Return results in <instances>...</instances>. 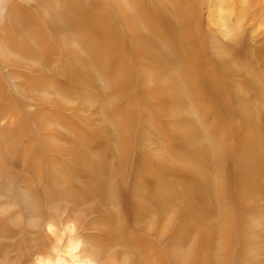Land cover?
I'll use <instances>...</instances> for the list:
<instances>
[{"label":"bare ground","instance_id":"6f19581e","mask_svg":"<svg viewBox=\"0 0 264 264\" xmlns=\"http://www.w3.org/2000/svg\"><path fill=\"white\" fill-rule=\"evenodd\" d=\"M16 1L0 0V10L2 11L0 14V30L3 29L2 27L7 26L6 23L18 30H27L25 35L30 45L21 44V50L12 48L13 42L8 35L0 34V62L11 64L23 62L29 66L31 64V69L33 70L41 64L42 58L43 60L45 59L46 52L49 49L47 42L53 36L56 40L58 39L57 41L62 47L61 51L72 63L83 65L84 60L82 61L78 56H80V51H83L81 45H85L86 37H75L73 34L77 33L78 29L86 35L87 33L93 34L89 40L91 38H93L92 41L96 40V43H94L96 49L92 52L93 62L91 64L99 66V63H101V65L100 67H94V70L100 72L102 66L104 67L106 64L113 65L119 58L124 60L121 69L116 70L117 74L113 75L111 79H106V85H114L118 78L121 80L123 75L127 77L121 87L123 94L125 93V96L128 97L122 105V110L130 118L128 123L115 120L118 117L114 120L109 119L101 112L103 111V106H97V103H95L94 107L92 102H88L90 99L82 98L77 103L80 104L79 107L78 105L65 104L68 106L65 109L69 110V106L72 108L68 115L62 116L64 120L72 122L74 118L78 117L76 111L79 108L88 107L96 112L93 114L96 124L97 122L104 124L102 130L92 129V140H99L98 135L100 137L102 135L107 136L109 133H114L116 137H121L131 133L132 125L135 123L139 113H141L136 108L140 103L146 105L147 109H151L161 121H165L163 126L178 141L174 145L169 143L166 137L163 138L164 143H162H168L169 148L165 145L159 146L158 149L163 150V153L154 155L156 159L153 162L145 160L146 163L141 166L139 171L142 174L141 177H136V174H132L133 182L131 183V188H123V186L119 189L118 197L123 213V219L121 218L123 221L120 227L118 224V230L110 232L111 227L116 223V219L111 214L100 212L102 219L107 225L103 228L104 235L101 241H104L107 246L111 244L118 245L126 250H131V252L137 251V254L140 253L139 255L141 256L133 258L131 264H166L167 258L175 261V264H188L189 261L192 262L191 264H264L261 259V257H264V111L257 110L255 107L256 113L251 111L255 103L253 104L251 100L249 102L243 98L246 95L242 97L238 95L239 93H233L234 98L232 100L230 98L227 99V93L230 90L232 91V89L235 91L233 86L238 88L236 89L237 91H239V87H244L247 90H254L263 94L264 40L261 42L257 56L250 57L253 64L259 66L258 75L254 73L255 70H247V68V71L242 73L241 83L236 82L235 84L231 77V70H227V73L222 71L223 73L220 74L217 69L218 63L216 62L210 68L212 59L209 57L208 47L205 44L200 27L204 23L205 0H188L191 12L185 14V16L184 14L181 16L175 15L178 24H175L172 21V16L167 13L168 0H153L155 1V8L150 3V5L148 3L145 4V0H89L92 1V5L86 4L88 0H86V3L85 0H74L75 4L73 7L71 6V9L74 10L72 18H74L73 20L76 23V25L73 24L76 27L75 29H77L75 33H68L67 31L68 28L70 29L71 22L65 20L64 27L62 23L58 24L54 19V17L59 16L58 14H53L54 12L48 13L49 10L51 12L52 9H55L54 0ZM223 2L231 8V15L228 12L230 16L227 19L224 16L222 18L226 19L223 18V24L228 20L233 31L234 56L237 58L236 55H241L246 46L251 43L249 42L251 36L258 34L257 28L259 26L261 28L262 20L264 19V0H233V2L231 0H223ZM138 4L141 8L140 12L138 11ZM175 6L179 9H175L178 13L183 12L184 9L182 7H179V5ZM209 8L211 7L209 6ZM220 8L223 9L221 13H225V7L222 2ZM34 9L38 12H33ZM206 13L208 18H205L211 21L213 11H207ZM41 17L48 19L49 25L47 26H49L50 32L42 33V38L35 35L30 38L28 29L36 28L40 32L44 29L42 25L44 22H42ZM116 19L119 20L120 27H123L128 32V37L125 38L120 33L114 22ZM228 32L229 30L226 29L225 34ZM71 36H74V38ZM40 40L41 43H39ZM40 44L43 46L41 48L42 51L40 50ZM29 56L33 57V60H30V64L25 60V57ZM147 60L155 66L157 71L154 70L156 73L153 72V74L149 66L147 68L141 67L142 62ZM133 61L140 62L136 71L140 74L138 75L139 78H142L140 83L137 82L138 84L134 87L133 76L138 74V72L130 68V64ZM239 61L238 59L237 63ZM141 71L144 74H141ZM31 78L29 79L30 81L25 78L26 84L33 87L34 90L40 88L39 92H44L40 95L43 99L52 98L56 95L61 102H51L55 106L58 105L60 107L62 103H68L69 101H65V97L70 101L75 99L74 90L70 94L66 87L64 88L63 86L64 89L60 91L68 95L57 91L51 92V89L60 88L61 85L68 84V82L65 83L63 81V83L49 79L48 82L43 81L42 75L38 80H36V77ZM99 80L102 82V77ZM262 90L263 92H260ZM254 91L253 93H255ZM2 93L0 94L1 97ZM196 94L199 95V98H196ZM9 96L6 95L4 97L2 107L3 109L7 108V112L1 108L2 114L0 113V116L4 118L10 111L12 123L17 118L18 123L21 119L25 121L28 113L24 114L23 111H17V116L15 114L16 110L12 108L13 102ZM204 99L208 102L210 101L207 104L210 110L213 105L215 109L217 108V132L233 137V139L237 133V141L238 144H241V147L239 146L241 150H239L240 148L235 150L231 146L221 147V144L212 141V137V139L208 137L204 141L201 139L202 134H206V130L199 122V113L194 103L201 102ZM186 105L192 108L193 114L197 118L196 123L187 119L184 110ZM43 112H47V110L45 109ZM45 117L44 113H39L36 117L40 126H47ZM90 120H87V122L93 124ZM224 124H227L226 127H223ZM157 131L159 132L158 129ZM143 132V136L147 138L149 132ZM38 134L36 133V135ZM80 134L82 135V132ZM144 156L147 158L145 154ZM73 160L75 159L73 158ZM78 160L80 165L76 161L78 166L73 165L72 171L76 170L78 177L93 178L94 175L91 173L93 171L89 158L83 155V157L78 156ZM95 169L93 166V170ZM0 179L4 180L1 173ZM99 182L81 184L82 187H79V185L76 190L81 192V196L92 200H100L105 189V182H101V180ZM143 189L144 191L142 192L141 190ZM140 192L144 195L142 198H140ZM24 200L27 206H33L32 212L28 215L22 214L21 221L24 220L27 225L33 226L41 232L50 231L54 233L53 238L47 239L51 242L48 248L51 249L52 254L56 255L53 260L50 259L52 264H73L60 259L59 253L64 248L63 232H75V226L65 225L63 229L55 227L58 226L57 223H51L52 219H49L35 205L42 200L40 195L37 196L36 193L32 194L30 191L24 197ZM152 216L155 219L161 218V221L167 218L170 225L171 220L174 218L175 228L171 230L170 225H168L165 228H168L166 231L163 227L165 224H163V230L161 229L162 231L158 232L157 236L149 238L148 236L150 235L145 232L146 230L142 227L140 221L142 220L143 222ZM130 220L135 221L140 226H138L139 231L147 234V236L140 232L138 234L132 228L130 229ZM93 243L95 244V242ZM187 244L189 245L186 251L183 252L182 249ZM66 246H68L69 253L78 254V262L76 264H118L117 258L101 259L94 254L91 255V253L87 252L89 247L87 248V245L83 244L79 239L77 241L71 239ZM123 252L121 254L122 257L125 256L123 254H127L126 251L123 250ZM37 259L39 264H44L39 261V258ZM122 260L124 261L123 264L128 261L127 258Z\"/></svg>","mask_w":264,"mask_h":264},{"label":"rangeland","instance_id":"374dc122","mask_svg":"<svg viewBox=\"0 0 264 264\" xmlns=\"http://www.w3.org/2000/svg\"><path fill=\"white\" fill-rule=\"evenodd\" d=\"M54 1H55L54 2L55 9H52L51 12L49 10L48 13L54 12L53 14H58L59 16L54 17V19L58 22V24L62 23L64 27H65V23H64L65 20L71 22L70 25L72 27L70 26V29L68 28L67 31L68 33L70 32L75 33L77 29H75L76 27L73 24L76 25V23L73 20L74 18H72L74 14V10L71 9V6L73 7V5L75 4L74 0H60V2L59 0H54ZM145 1H146L144 2L145 4L150 3L154 8L156 7L154 4L155 1L153 0H145ZM169 1H171V3H169ZM15 2L17 1L15 0ZM86 2L87 1L85 0V3ZM221 2L225 7L224 10L225 13H221V11L223 10L220 8ZM231 2H233V0H231ZM188 3H189L188 0L167 1V7H168L167 13L172 16L173 19L172 21L175 24H178L175 15L181 16L182 14H184L185 16V14L191 12V8L189 7L190 5ZM86 4L92 5V1L88 0ZM169 4H171L170 5L171 8ZM175 5H179V7H182L184 9L183 12L178 13L176 11L178 7H176ZM204 5H205V11L203 16L204 23H202L200 27H201V31L203 32L205 44L208 47L209 57L212 59L210 68H212L213 66L211 65H214L215 64L214 62H216L218 63V67L217 66L216 67L219 70L220 74H222L224 71L227 73V70H231L232 73L231 77L233 79V82H235V84L236 82L241 83V79L243 78L242 73L246 72L249 69L255 70L254 73H257L258 75L260 70L258 69L259 66H257L256 64L255 66L251 58L252 56L255 57L257 56L258 50L261 47V42L264 40V30H263L264 19L262 20L261 28L260 26L257 28L258 34L256 36H251L252 39L250 38L249 41L251 43H249L246 46L244 52L241 55H236L237 56L236 58L234 56L235 46L233 44V39H232L233 31L230 28V24L228 20L225 24H223V18L225 17L227 19L228 16L231 15V8L226 6V3H224L223 0L222 1L205 0ZM138 6H139L138 11L140 12L141 10L140 5L138 4ZM209 6L211 8H209ZM207 11L208 12L213 11V14L211 15L212 17L211 21L209 19H206L208 18V14L206 13ZM33 12L36 13L38 11L34 9ZM228 12H230V15ZM1 13L2 11L0 10V14ZM225 14H227V16H225ZM222 16L224 17L222 18ZM42 20H43L42 22H44L42 23L44 29L42 30V32H40V30L36 28L28 29L30 38L32 36L34 37V35L36 37L39 36L42 38L41 36L42 33L50 32L49 26H47L49 25L48 19H45L43 17ZM114 22L119 28L120 33L123 36H125V38L128 37V32H126L123 29V27H120L119 20L116 19ZM6 24L7 26L2 27L3 29L0 30V34L8 35L9 39L13 42V43L11 42L13 44L12 48L21 50V44L30 45V42L25 35V32L27 30L25 31L18 30L17 28H14L8 23ZM226 29H228L229 32L225 34ZM82 32H80V30L78 29V32L73 35L77 38L86 37L85 45L84 44L81 45L83 51H80V56H78V58H80L82 61L84 60L83 65L79 63L78 64L72 63V61H70L65 56L64 52L61 51L62 47L61 45H59V41H57L58 39L56 40L55 37L53 36L47 42L50 50L48 49V51L46 52L45 59L43 60L42 56L39 55L40 58H42L41 64L33 70L31 69V64H30V60L33 57L30 56L25 57L26 58L25 60L30 64V66L23 62L19 64L0 62V94L3 92L2 97L0 95V109L3 107L4 97L6 95L8 96L10 95L9 97L13 102L12 108L16 110V112L14 111L15 114L18 116L17 111L18 112L23 111L24 114L28 113L27 114L28 117H26L25 120L26 123L25 121H23L24 119H21V117H20L21 121L19 123L17 122L18 118L15 120L16 122L14 121L12 123L11 113L9 114L10 111L8 112V115H6L4 118L0 116V150H1L0 173L1 175H3L4 178V180L0 179V264H27V263L39 264L38 259L36 260V258H39V261H42L44 264H48V263L52 264L51 260H53V258L56 256L55 254H52L51 249L48 248L50 247V243H51L48 240L49 238L54 237L53 235L54 233L50 231L41 232L37 228L27 225L24 220L21 221L22 214L28 215L30 212H32L33 205L27 206L26 203L24 202L25 201L24 197L27 194H29L30 191L32 192V194L36 193L37 196L40 195L42 197V200L37 202V204L35 205L37 206L38 209H41V211L44 214H46L49 219H52L51 223L52 222L57 223L58 226L55 227H59V229L61 228L63 229L65 225L75 226V232L74 231L70 232L65 230H64L65 232H63L64 234L62 235V238H63L64 248L59 253L60 259H63L68 263H73V264H76L78 262L77 261L78 254L69 253L68 246H66V244L70 242L71 239L75 241H77L78 239L81 240L83 244L87 245V248L89 247L87 249V252L91 253V255L93 254L96 255L97 258H101V259L111 258V257L117 258L118 264H123L124 261L122 259H126V258L128 261L127 263L125 261V264H131L133 258H137L141 256L139 255L140 253L137 254V251L131 252V250L128 249L126 250L125 248L120 247L118 245L116 246L111 244L110 246H107L106 244H104L105 243L104 241H101L104 235L103 228L106 227L107 225L102 219L100 212H104L106 214L109 215L111 214L112 216H114L116 219L115 220L116 223L111 227L110 232L116 229L118 230V224L120 227L123 221L122 220L123 213L121 210V204L118 197L119 189L123 186H124L123 188H131V183L133 182L132 174L134 175L136 174V177H141L142 174L139 171L141 170V166L146 163L145 160H147V162H149L148 160H151L153 162L155 161L154 159H156L154 155L163 153V150L158 149L159 146L165 145L169 148L168 143L163 144L164 143L163 138L166 137L169 140V143L174 145L178 143V141L176 138H174L171 135L170 131L165 126H163L165 121H161V119L157 117L151 109L150 110L147 109L146 105L140 103L136 106V108L141 113H139L135 123L132 125L131 133H129V135H125L121 137L118 136L116 137L114 133L113 134L109 133L107 136L102 135L100 137V135H98L99 140H92L91 138V136L93 135L92 129L102 130L104 124H100L98 122L96 124V121L93 118V114H95L96 112L94 109L88 107L79 108V110L76 111L78 117L75 116L76 118H74L72 122L64 120L62 116L65 117L66 115H68L69 112H71V108H72L69 106V110H68L67 109L68 106H66L65 104H69L71 106L78 105L79 107L80 104L77 103L81 98L90 99L88 102H92L94 107H95V103H97V106L98 105H100L101 107L103 106V111L101 110L100 111L102 112V114H104L106 117H108L111 120H114L115 118L118 117L115 120L128 123L129 121L128 119H130L128 117V114L124 113V111L122 110L123 102H125L128 97L125 96V93L123 94L121 86L125 82L127 77L123 75V77H121V80L120 78H118L117 82L114 85H106V79H111L113 75L117 74L116 70L121 69L122 62L124 63V60L119 58L114 62L113 65L106 64V66L104 67L102 66L100 68V72L94 70V67L98 66L96 64L93 65L91 64V62H93L92 52L94 49H96L94 45V43H96V40L92 41L93 38L89 40V38L92 37L93 34L87 33L86 35L84 32L82 34ZM222 33L225 39L222 37ZM74 36L71 37L74 38ZM39 43H41V40L39 41ZM41 48H43V46H41L40 44V50L42 51ZM238 59L240 61L237 63ZM139 63H140L139 61L136 62L133 61V63L130 64V68L135 70V72H138L136 70ZM90 64L91 66L89 67ZM100 65L101 63H99L98 67H100ZM148 66L152 70V73L153 72L156 73L157 70L155 69V66L150 64L148 60L142 62L141 67L147 68ZM140 73L144 74V72L142 71ZM41 75L43 81L48 82L49 79L51 81L56 80L57 82H63V81L65 83L68 82V84L61 85L60 88L57 87V89H51V92L54 93L55 91H57L62 93L60 90H63L66 87V89L70 94L72 93V90H74L75 99L73 101H70L65 97V101H69V102L62 103L60 107L58 105L55 106L54 103H51V102H61L56 97V95L52 98L43 99L40 95H42L44 92H39L40 88L34 90L33 87H30L28 84H26L27 81H30L29 79H32L31 77H36V80H38V78ZM138 75H140L139 72L138 74L133 76V87L136 86L138 83H140V81L142 80V78H139ZM100 77H102V82L99 80ZM25 78L27 81L25 80ZM23 83L25 84L23 85ZM116 86H118L119 88ZM233 88L235 89V91H233V89H232L233 92L230 90V92L227 93L228 96L227 99L230 98L232 100L234 98V94H238V93H239L238 95L242 97L246 95V97L243 98H245L249 102L251 100V103L253 102V104L255 103L254 104L255 106L253 105L251 111H254L256 113L254 107L257 110L264 111L263 90L260 91L263 92V94H260L259 92H255L254 90H247L244 87L242 88L239 87V91L236 90L238 88H235L234 86ZM114 90L116 91V93ZM253 91L255 93H253ZM117 93L119 94L116 96ZM196 98H199L198 94H196ZM256 99H258L259 101ZM113 100L116 101L114 102ZM209 102L206 101V99H204L201 102L194 103V106L196 107L199 113L198 115L199 122L201 126L205 128L207 134L206 135L205 133H203L201 139L204 141V139H208V137L210 139L213 138L212 141L221 144V147L231 146L234 147L235 150L239 149L241 147V144H238L237 133L235 134V138H236L235 140V138L233 139V137L230 136L228 137L226 134L222 135L220 132H217L216 129V120L218 115L216 111L217 108L215 109V106L213 105L211 106V110H210L207 105L209 104ZM65 107L67 108L65 109ZM4 109L2 108V110ZM45 109L47 110L48 113L43 112ZM2 110H0L1 114H2L1 112ZM184 110L186 112L187 119L190 120L191 122L196 123L197 118L193 114L192 108L189 105H186L184 106ZM5 111L7 112V108L5 109ZM251 111L250 113L252 114ZM39 113L41 114L44 113V115H46L45 119H47L46 122H47V126L49 127L39 125L38 120L36 118ZM87 120H90V122H92L93 124L91 123L89 124ZM22 121L24 122V124ZM226 125L227 124H224L223 127H226ZM157 129L159 130V132L157 131ZM143 131L149 132V136L147 138L143 136L144 133ZM80 132H82V135L80 134ZM36 133L39 134L36 135ZM116 139L118 140V142ZM239 150H241V148ZM144 154L147 156V158L144 156ZM83 155L88 157L89 160L91 161L90 165L92 166L91 169L93 171L91 173L94 175V176L92 175L93 178L91 179L86 178L84 176L78 177V175L76 174V170L72 171L71 169L73 165L74 166L77 165L79 161L78 156L83 157ZM73 158L75 160H73ZM118 159L121 161H119ZM83 164L85 165V163ZM78 165L80 164L78 163ZM93 166L96 168L95 170H93ZM76 179L77 181H75ZM99 180H101V182L102 181L105 182V186H104L105 189L101 195L100 200H92L85 196H81V192H78V190H76L79 187H82V185L92 184L94 181L100 183ZM141 191L143 192L144 189ZM142 192L139 193L140 198L144 196ZM78 193L80 195V198ZM135 194L137 195V193ZM149 219L151 220L149 221ZM160 219L161 218L155 219V217L152 216L143 222L142 220L140 221L142 227L146 230L145 232L150 235L148 236L149 238L157 236L158 232L163 230L162 229L163 224L166 225V226L163 225L164 229L168 227V225H170L167 218L162 219L165 222L161 221ZM132 221L133 220H130L129 223V225L131 226L130 229L132 228L133 230H136L137 233L139 234L140 231L138 228L140 226L135 221L133 222ZM169 227L171 228V230L175 228L174 218L171 220V225ZM167 229L165 230L167 231ZM143 235L147 236V234H143ZM162 237L164 238V236ZM162 237L161 239H163ZM93 242H95V244ZM188 245L189 244H187V246L182 249L183 252L186 251ZM123 250L126 251L127 254L126 253L123 254L125 256L122 257L121 254L124 253ZM102 254L105 256H103ZM41 256L44 258L42 259ZM47 258H48V262H47ZM261 259L262 261H264V257H261ZM191 263H192L191 261L188 262V264ZM166 264H175V261H173L170 258H167Z\"/></svg>","mask_w":264,"mask_h":264}]
</instances>
